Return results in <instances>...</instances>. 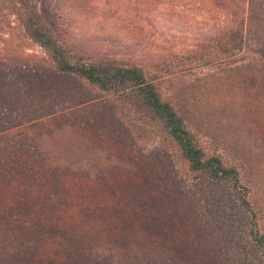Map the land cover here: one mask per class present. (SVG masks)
<instances>
[{"label":"trees","instance_id":"16d2710c","mask_svg":"<svg viewBox=\"0 0 264 264\" xmlns=\"http://www.w3.org/2000/svg\"><path fill=\"white\" fill-rule=\"evenodd\" d=\"M198 3L207 12L222 13V27L164 62L138 65L79 52L57 21L53 0H0V84L32 87L27 98L36 93L42 99L32 115L19 106L0 105L2 191L12 182L31 195L46 185L57 189L47 181L57 166L33 148L28 136L18 142L10 133L57 112L58 104L46 100L67 97L69 83L103 95V111L98 110L111 115L132 148L144 142L166 145L172 153L156 148L160 158L182 169L170 171L178 214L139 223L147 232L130 249H122L121 234L78 241L39 215L30 227L23 220L25 203L0 199V264H264V135L250 125V141L228 139L220 126L224 120H249L240 117L243 87L252 103L257 104L255 95L264 100V0ZM56 83L57 91H50ZM9 91L2 90L0 97L7 98ZM212 216L222 221L211 222ZM47 239L57 244L51 251H45Z\"/></svg>","mask_w":264,"mask_h":264},{"label":"rangeland","instance_id":"374dc122","mask_svg":"<svg viewBox=\"0 0 264 264\" xmlns=\"http://www.w3.org/2000/svg\"><path fill=\"white\" fill-rule=\"evenodd\" d=\"M53 1L58 8L57 21L79 52L115 56L138 65L164 62L223 25L222 13L207 12V7L198 0ZM33 52L39 54L38 49ZM54 86L50 91H57L59 84ZM4 89L10 90V97H0L2 106H19L32 115V110L42 104L36 93L27 98L32 87L31 90L10 83L0 84V92ZM65 90L71 94L46 100L47 104H58L57 112H49L32 125L10 133V138H18V142L28 136L33 148L57 166L47 177L57 189L45 184L43 192L35 188L36 193L31 195L29 191H18L14 187L18 185L12 182L3 191L0 188V199H7L12 205L17 200L25 203L22 215L27 216L23 220L30 227L39 215L44 220L51 219L57 230L74 235L78 241L85 238L87 242H94L121 234L125 237L122 249H130L144 240L146 230L139 223L143 225L155 217L169 220L178 214V198L170 171L182 169L173 162L172 167L167 158H160L156 148L172 153L166 145L144 142L132 148L124 141L115 130L111 115H105L99 108L102 94L77 88L74 83L66 84ZM242 91L240 101L245 109L240 117L249 120L240 123L224 120L220 126L228 139L241 137L250 141L247 134L250 125L264 135V100L263 96L255 95L257 104L252 103L246 87ZM12 94L19 97L13 100ZM195 120L203 121L201 117ZM56 178H59L57 184ZM13 215L18 218L16 212ZM95 216L102 220L96 221ZM215 218L218 219L212 216L211 222ZM178 231L176 228L173 232L177 235ZM2 244L7 243L2 240ZM56 245L55 240L47 239L46 246L50 248L45 251H51ZM115 246L119 248L118 244Z\"/></svg>","mask_w":264,"mask_h":264}]
</instances>
